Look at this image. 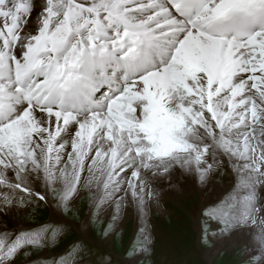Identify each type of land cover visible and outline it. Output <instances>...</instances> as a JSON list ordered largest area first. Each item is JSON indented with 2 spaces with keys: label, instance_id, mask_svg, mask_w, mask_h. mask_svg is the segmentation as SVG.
Here are the masks:
<instances>
[{
  "label": "snow or ice",
  "instance_id": "obj_1",
  "mask_svg": "<svg viewBox=\"0 0 264 264\" xmlns=\"http://www.w3.org/2000/svg\"><path fill=\"white\" fill-rule=\"evenodd\" d=\"M189 189L200 242L264 264V0H0V217L49 212L0 231V264H82L91 225L110 240L129 210L121 259L151 264L153 207Z\"/></svg>",
  "mask_w": 264,
  "mask_h": 264
},
{
  "label": "rangeland",
  "instance_id": "obj_2",
  "mask_svg": "<svg viewBox=\"0 0 264 264\" xmlns=\"http://www.w3.org/2000/svg\"><path fill=\"white\" fill-rule=\"evenodd\" d=\"M232 174L225 169L223 174L214 175L211 181L228 186L232 182ZM198 191H184L176 197H167L160 200L158 206L153 207L150 213V222L154 236V245L151 253V264H244V255L236 245L217 244L230 241L228 238L216 241L211 248L203 245L199 240L198 220L194 213V206L200 201ZM89 196L87 193L80 196L74 207V214L70 218L72 225H78L88 209ZM127 215V217H125ZM49 219L46 206L41 205L37 210L28 208L20 215L0 217V231L5 226L15 229L22 223L25 227L35 223H42ZM109 216L94 222L89 230L88 239L84 241L90 251L82 256V264H100V257L111 255L112 264H124L126 249L133 239L138 226L134 213L123 214L116 225L117 231L112 233L110 240H105L102 233L109 224ZM80 239V233L75 227L70 228L58 247L44 253L45 257L62 252L66 246ZM40 259L36 251L25 256L22 252L16 257V264H35ZM144 264H148L145 259Z\"/></svg>",
  "mask_w": 264,
  "mask_h": 264
},
{
  "label": "bare ground",
  "instance_id": "obj_3",
  "mask_svg": "<svg viewBox=\"0 0 264 264\" xmlns=\"http://www.w3.org/2000/svg\"><path fill=\"white\" fill-rule=\"evenodd\" d=\"M211 184L213 185V187H217V188H226L227 187V185L226 186H222L221 184H217L216 182H214V181H211ZM187 191H189V192H193V190H187ZM194 191H198L199 193H200V190L199 189H196V190H194ZM179 194H181V193H177V192H166V193H164L163 195H162V197H161V201H162V199H165V198H167V197H176L177 195H179ZM200 195H201V193H200ZM200 197V196H199ZM200 202V201H199ZM127 213H129V211H127L126 213H124V214H127ZM135 215V214H134ZM125 217H127V215L125 216ZM122 218V217H121ZM137 219V218H136ZM138 222V221H137ZM1 230V229H0ZM229 244L230 246L231 245H234L233 243H232V241L230 240V241H224V242H222V243H219V244H217V246H216V248H219V247H221L222 246V244L224 245V244Z\"/></svg>",
  "mask_w": 264,
  "mask_h": 264
}]
</instances>
